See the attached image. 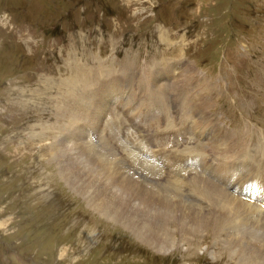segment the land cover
<instances>
[{"label": "rangeland", "instance_id": "374dc122", "mask_svg": "<svg viewBox=\"0 0 264 264\" xmlns=\"http://www.w3.org/2000/svg\"><path fill=\"white\" fill-rule=\"evenodd\" d=\"M122 64L127 66L121 68ZM78 66L88 71L86 77L98 82L103 80L99 73L109 74L115 83H123V76H129L131 82L135 79L132 100L143 99L145 111L151 103L162 112L171 111L177 115L173 117L176 121L183 116L195 119L200 108L183 88L193 76L194 83L205 78L212 90L206 96V121L197 120L196 126L210 129L203 147L208 156L213 153L211 160H226L225 149L220 154L224 144L213 139L215 130H220L215 119L233 130L239 141L250 142L247 155L249 150L254 152L257 140L264 142V0H0V264H252L259 260L234 246L227 247L226 240L237 235L236 228L232 232L231 227L213 221L207 230L197 233V240L184 245L181 243L186 240L180 237L177 225H170L176 245L158 252L124 225L100 215L89 205L88 197L62 177L51 142L53 135L60 142L65 125L73 123L66 105L67 101L74 103L67 78ZM153 70L161 72L158 81ZM84 88L78 86L79 104L84 107L89 103L99 111L98 96H84ZM153 90L162 91V96L138 97L141 91L148 95ZM125 98L124 109L119 110L112 101L110 110L116 109L122 128L118 132L123 131V137L125 132L133 136L142 159L145 137L149 136L160 140L163 161L170 157L169 149L189 150L190 129L180 134L165 132V123H156L157 115H140L134 110L135 103ZM78 118L80 122V112ZM51 122L54 128H49ZM90 124L85 125L84 134L77 133L76 142L86 144L89 140L98 152L97 144L104 143L107 146L102 154L120 152L116 161L121 162V149L108 141L113 137L104 121L98 117ZM135 127L142 129L145 137L134 134ZM178 140L187 141L184 149L181 143L177 148ZM71 147L80 150L77 145ZM251 157L264 160L259 153ZM235 163L233 158L231 164ZM91 167L101 179L106 178L101 167ZM172 174L176 176L170 178L181 190L176 193L178 198L192 204L194 199L186 198L174 169ZM207 176L220 183V178ZM234 179L230 176L231 184ZM145 184L170 198L171 191L178 190L169 183L164 192L156 190L153 182ZM228 189L246 201L253 196L250 202L258 203L255 206L264 217V197H257L255 187ZM191 206L196 211L213 210L207 205ZM256 229L260 230L257 225ZM259 232L254 233L255 240L264 230ZM184 236L195 237L189 231ZM247 238L245 244L254 242L251 236ZM259 243L264 254V240ZM261 260L259 264H264Z\"/></svg>", "mask_w": 264, "mask_h": 264}, {"label": "bare ground", "instance_id": "6f19581e", "mask_svg": "<svg viewBox=\"0 0 264 264\" xmlns=\"http://www.w3.org/2000/svg\"><path fill=\"white\" fill-rule=\"evenodd\" d=\"M188 64L190 65V63ZM126 66L127 64H122L121 68ZM156 67L154 68L156 69ZM189 67L188 69H190ZM152 72L156 81L162 78L161 72L155 70ZM88 75V71L83 69L82 66H78L74 69L73 75H69L67 78V82L69 83V93L74 103L67 101L66 105L68 107V111L71 112V117H73V123L69 127L65 125L66 131L60 142L55 140L54 135L53 141L51 142L53 150L52 155L53 158H55V160H57L61 165L60 173L62 174V177L68 183L73 185L79 193L86 195L88 197L89 205L100 213V215L124 225L130 231L134 232L135 235L137 234L142 238V240L150 244V246L155 247L158 252L168 251L172 247H175L174 244L176 245L177 238L174 239L171 237L170 225H177L180 237L186 240L184 243H181V245H184L187 241H193L196 239L198 232L202 233L203 230H207L209 224H212L213 221V223H216L217 226L223 225L227 229L228 227H231L230 229L232 232L235 230H233V228H236L237 235L234 233L236 236L226 240L227 247L232 249L234 246L243 253H250L248 257L251 259H264V254L262 253L263 245L259 243L260 240H264V233L258 236L257 240H255V237L253 236L254 233L264 230V217L262 215V210L257 209L258 207L255 206L258 205V203L250 202L253 199V196L251 198V195H249L250 193L248 194L250 201H246V199L238 193H231L228 189V186L232 189H236L237 187L242 189L245 186H249L250 188V186H253L257 189V194L260 195L257 197H264V187H262L263 185L261 186L264 181V160L262 158L258 160L252 159L251 157L254 153H259L264 156V142L257 140L254 144L255 146L253 145L254 152L251 153V150H249L247 155V148L250 149V142L239 141L233 135V130L224 128L220 125L219 120L215 119L214 125L217 129L222 130V132H220V130H215L213 139L217 143L222 142L224 144V147H221L220 154L225 149L223 156L226 160L217 161V165H213V160H211L213 153L208 156L205 152V147H203V143L206 138H208L207 136H209V132H207V128L204 126L202 129L201 127L196 126V121L198 119H201L204 123L206 121L205 109L208 104L206 96L209 91L212 90L205 78L201 82L194 83L193 76L190 79V83H186L187 85L184 84L183 88V92L187 94V96H189L200 108L195 119L192 120L188 116H183L176 121L173 117L177 118V115H172L171 111L162 112L154 103L147 105V111H145L143 109V99L138 98L140 101L137 103H135V100H132V97H134L132 89H135L137 86L136 85L134 87L132 85L136 82L135 79L131 82V78L129 76H123L120 78L124 80L123 83H115V80L112 79L109 74L99 73V76L103 80L98 82L95 77H86ZM185 75L188 77L189 72H186ZM87 78L96 80L90 81V83ZM80 84L85 86L83 91L84 96L86 94L90 96H94L96 94V96H98V99L96 100H99V111L93 109L89 103H85L84 107L81 106L83 104L82 102L81 105L79 104L80 100L77 92ZM89 86L90 88L91 86H94V88L88 90ZM162 94L163 93L160 90H153L148 95H144L141 91L138 97H148V99L146 98L147 100H149V98L159 99ZM124 98L135 103L133 106L134 110L139 112L140 115H142V112L157 115L158 119L156 120V123H165V132L168 129L169 132H172L173 134L180 131L178 133L180 134L181 131L183 133H187L190 129V132L188 133L193 136L190 135L191 138H187L190 144L189 150L173 152L175 148L173 150L169 149V153L167 155H170V157H167V161H163L164 158L162 159L160 155L163 150L161 147L154 148L153 151L155 153L152 152L150 155L147 153L148 150H151L149 149V144L151 143L153 146L154 143V140H150V136L148 135L149 137H146L147 146L144 150L146 161H144L145 157L142 159L137 153V148H135L136 146L134 147L133 145L134 143L131 140L133 139V136L130 137L131 134L129 135L125 132L123 137V131L118 132V129H122L121 127L119 128L118 124L121 119L118 121L116 109H113V111L110 110L112 101L115 103L114 105L112 104L113 106L116 105L118 109L121 107L124 109L123 106H126V104L123 103ZM78 112H80V122L78 121ZM173 112L176 113V110L174 109ZM104 116H108V118L106 117L104 119ZM98 117L104 121L108 134L113 137L108 139V141H112L113 143H117L119 145H115V147L121 149H118L122 152V155H120V158H122L121 162L116 161L118 155L121 154L120 152L119 154L115 153V156H106L102 154L106 151L107 146L104 143L97 144V147H100V152H98L95 148H93L94 146L91 147L92 142L89 140L86 144L79 141L76 142L78 138L76 137L77 133L84 134L83 130L86 127L85 125L90 123V125L95 124ZM120 117H123V115ZM140 120L141 119L139 118V121ZM105 121H110V123ZM106 123L109 124L107 125ZM50 124L51 126L48 125L49 128H54V122H51ZM45 125V122L40 124L42 128H44ZM147 130L148 132L151 131L149 128H147ZM132 132L134 134L137 133L138 136L139 132L143 133V130L135 127ZM151 134L152 132L150 135ZM200 134H203V137H201ZM85 135L87 136V134ZM94 138H96V136H94ZM128 138L129 140H127ZM137 142L136 144H139ZM142 142L145 143L144 141ZM186 142L187 141L185 140L181 143L178 140V144H176L177 148L181 145L182 149H184ZM72 144L77 145L80 150H74L71 147ZM112 157L115 158L112 159ZM148 157L152 158V160H148ZM233 158H235L236 163L232 165L231 162ZM154 161H156V165ZM188 162L191 164L190 169L187 170V173H191V179L189 180L186 177L179 175V167L184 165L188 166ZM157 163L161 164V166H157ZM91 165L101 167L104 170L106 178L101 179L100 176L93 171ZM172 169H174L175 173L178 175V181L181 184L184 182L185 190H187L186 186H189V190L194 193L196 198L202 199L207 206L212 207V211L209 210L204 212L200 209L196 211L189 202L181 201L177 194H175L176 198L174 200L165 194H161L153 190L145 184L154 182L158 185L159 190H163V186L166 185L165 181H167L170 177L176 176L175 174H172ZM156 171H159V177L157 176ZM207 175L220 178V183L213 181ZM230 176L235 178L232 184ZM239 181L242 182L243 186ZM185 196L187 199L192 198L187 194H185ZM256 210H259V214L256 213ZM218 219L219 223L217 224ZM256 225L260 228L259 231L256 229ZM218 229L219 228H217V230ZM185 231L192 232L195 237H185ZM248 236H251L252 240H254L251 244L244 243L243 239H248ZM237 249L235 250L237 251ZM259 260H253L254 263L252 262V264H259Z\"/></svg>", "mask_w": 264, "mask_h": 264}]
</instances>
